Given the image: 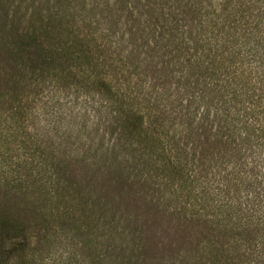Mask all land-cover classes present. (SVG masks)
<instances>
[{"label":"clouds","instance_id":"9594fccd","mask_svg":"<svg viewBox=\"0 0 264 264\" xmlns=\"http://www.w3.org/2000/svg\"><path fill=\"white\" fill-rule=\"evenodd\" d=\"M16 9L0 210L26 223L9 264H264V0ZM30 38L47 64L19 54Z\"/></svg>","mask_w":264,"mask_h":264},{"label":"rangeland","instance_id":"374dc122","mask_svg":"<svg viewBox=\"0 0 264 264\" xmlns=\"http://www.w3.org/2000/svg\"><path fill=\"white\" fill-rule=\"evenodd\" d=\"M12 2L13 0H0V42L4 44L5 48L9 44V37H7L9 33L5 31L8 30V21H11V19H9L8 5ZM21 2H23V0H21ZM13 17L20 20L23 16L20 15L19 9H16ZM36 50H29L26 54L24 53L22 57L36 59V62H38L39 60L37 59ZM120 190H123L122 186ZM129 191L131 192V189H129ZM54 210L55 206L51 205L49 211ZM25 223L26 221L23 217L9 212L7 208L0 210V264H9L10 257L14 253L8 252L6 246L10 241L22 233Z\"/></svg>","mask_w":264,"mask_h":264},{"label":"trees","instance_id":"16d2710c","mask_svg":"<svg viewBox=\"0 0 264 264\" xmlns=\"http://www.w3.org/2000/svg\"><path fill=\"white\" fill-rule=\"evenodd\" d=\"M22 20L23 17L20 20H17L16 17H13L11 19V21H8L7 24V29L5 32L9 33V35L7 37H9V42H14L15 37L17 36V34L21 31L22 29ZM11 40V41H10ZM35 48V49H34ZM36 50V54H37V59L39 60L38 62H36V59H31L34 63H39L41 65H45L49 62V54L44 52L42 49V46L39 42L38 39H29L28 41H26L25 43H23L22 47L20 48V55L23 56L24 53L26 54L29 50L32 51ZM26 67V65H25ZM22 71V69H21ZM136 127L133 126V131H136Z\"/></svg>","mask_w":264,"mask_h":264}]
</instances>
